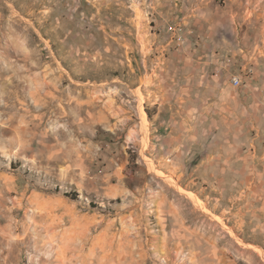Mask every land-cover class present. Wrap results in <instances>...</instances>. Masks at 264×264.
I'll return each instance as SVG.
<instances>
[{
    "label": "rangeland",
    "instance_id": "obj_1",
    "mask_svg": "<svg viewBox=\"0 0 264 264\" xmlns=\"http://www.w3.org/2000/svg\"><path fill=\"white\" fill-rule=\"evenodd\" d=\"M261 73L264 0H0V264H264Z\"/></svg>",
    "mask_w": 264,
    "mask_h": 264
},
{
    "label": "crops",
    "instance_id": "obj_2",
    "mask_svg": "<svg viewBox=\"0 0 264 264\" xmlns=\"http://www.w3.org/2000/svg\"><path fill=\"white\" fill-rule=\"evenodd\" d=\"M252 82L253 83H251L252 86L250 85V89L241 88L238 91L224 90L221 93L223 101H221L220 104L225 105L226 107L230 106L232 115L238 116V119H236L238 122L240 121V109H242V111L246 109L247 113H249L248 121L253 124V128L258 131V136H260L261 130L264 134V73L259 74L257 78L252 80ZM232 87H234L233 84ZM261 125L263 128H261ZM262 140L264 141V137ZM259 143L260 142L258 141L256 143L258 147Z\"/></svg>",
    "mask_w": 264,
    "mask_h": 264
},
{
    "label": "built area",
    "instance_id": "obj_3",
    "mask_svg": "<svg viewBox=\"0 0 264 264\" xmlns=\"http://www.w3.org/2000/svg\"><path fill=\"white\" fill-rule=\"evenodd\" d=\"M232 84H233L234 86H236V87L241 86V84H242V80H241V78L235 76V77L232 79Z\"/></svg>",
    "mask_w": 264,
    "mask_h": 264
},
{
    "label": "bare ground",
    "instance_id": "obj_4",
    "mask_svg": "<svg viewBox=\"0 0 264 264\" xmlns=\"http://www.w3.org/2000/svg\"><path fill=\"white\" fill-rule=\"evenodd\" d=\"M143 115H144V116H143V118H147V115H146V113H143Z\"/></svg>",
    "mask_w": 264,
    "mask_h": 264
}]
</instances>
